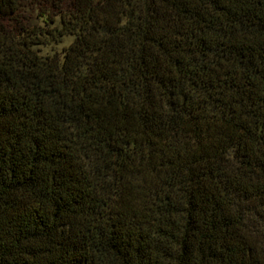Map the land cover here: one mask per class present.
Instances as JSON below:
<instances>
[{"label": "trees", "instance_id": "16d2710c", "mask_svg": "<svg viewBox=\"0 0 264 264\" xmlns=\"http://www.w3.org/2000/svg\"><path fill=\"white\" fill-rule=\"evenodd\" d=\"M0 264H264V0H0Z\"/></svg>", "mask_w": 264, "mask_h": 264}, {"label": "rangeland", "instance_id": "374dc122", "mask_svg": "<svg viewBox=\"0 0 264 264\" xmlns=\"http://www.w3.org/2000/svg\"><path fill=\"white\" fill-rule=\"evenodd\" d=\"M24 9L31 13V17H30L31 21H39L43 23V18L40 15H38L36 7L31 8L29 6H25ZM71 38H72V34L64 33L57 40H51L47 43H38L35 44V47L38 49L40 53H49L55 50L61 53L63 51V48L69 43Z\"/></svg>", "mask_w": 264, "mask_h": 264}]
</instances>
